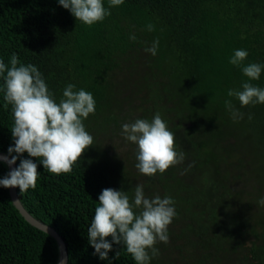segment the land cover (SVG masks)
<instances>
[{"label": "trees", "instance_id": "1", "mask_svg": "<svg viewBox=\"0 0 264 264\" xmlns=\"http://www.w3.org/2000/svg\"><path fill=\"white\" fill-rule=\"evenodd\" d=\"M110 11L88 26L58 0H0V59L11 67L15 53L36 66L57 102L68 84L96 102L84 120L94 144L70 173H50L23 154L39 171L35 189L17 187L23 205L62 235L68 264H136L123 244H113L108 260L94 255L88 228L103 189L134 197L142 184L148 198L171 197L176 211L169 242H157L150 264H264V104L241 106L227 95L244 82L264 88V70L249 81L229 62L244 49L245 65L264 64V0H124ZM157 38L153 56L145 48ZM228 99L243 119L233 120ZM157 112L185 159L147 176L122 125ZM13 124L0 77V153L14 146ZM8 173L0 161V178ZM59 255L57 240L29 223L0 186V264H58Z\"/></svg>", "mask_w": 264, "mask_h": 264}, {"label": "clouds", "instance_id": "2", "mask_svg": "<svg viewBox=\"0 0 264 264\" xmlns=\"http://www.w3.org/2000/svg\"><path fill=\"white\" fill-rule=\"evenodd\" d=\"M58 3L70 10L77 20L92 26L110 16V8L122 5L124 0H109L107 8L103 0H58ZM146 29L152 32L155 26L149 23ZM130 39L135 41L137 37L133 34ZM158 48L157 38L145 51L155 56ZM248 56L247 50L237 49L229 62L241 67L249 81L259 80L264 64L252 62L245 65ZM10 64L11 67L0 59L4 99L12 105L14 117L10 129L14 146L8 149L11 159H3L9 165L16 164L17 160L20 163L0 178V186L19 187L22 193L37 186L38 164L31 158H38L45 169L56 175L73 170L79 158L94 144V137L86 130L84 120L95 113L96 102L91 92L75 90L74 84L66 86L63 98L57 102L36 66L21 63L15 53L11 56ZM227 95L237 98L241 106L264 104V88L250 82H244L241 89H229ZM224 103L233 120L243 119L244 114L234 108L230 99ZM252 118L249 114L248 119ZM121 135L126 141L137 145L136 168L143 175L163 174L185 159V154L176 150L175 134L169 130L159 112L151 121L138 118L132 123H124ZM24 153L31 158H22ZM98 202L88 228V240L95 249L94 255L101 260L109 259L113 244H123L136 264H150L151 259L159 255L155 247L157 242H169L168 227L176 216L171 197L161 198L157 195L148 198L144 185L137 184L134 197L124 190L105 188ZM258 203L264 206V198ZM251 243L248 242L249 246ZM119 256L120 252L116 251L115 258Z\"/></svg>", "mask_w": 264, "mask_h": 264}, {"label": "water", "instance_id": "3", "mask_svg": "<svg viewBox=\"0 0 264 264\" xmlns=\"http://www.w3.org/2000/svg\"><path fill=\"white\" fill-rule=\"evenodd\" d=\"M7 157L8 160L11 159V156L6 153H0V161L6 162L3 158ZM7 163V162H6ZM9 172L16 168L17 165H9ZM11 198L15 206L18 208V210L21 212V214L26 218V220L31 223L32 225L38 227L39 229L49 233L52 235L58 242L59 249H60V255H59V261L58 264H61V261H63V264H68L69 261V252H68V246L65 241V239L62 237V235L53 227L49 226L48 224L44 223L40 219L33 216L23 205L19 195L17 187L10 188Z\"/></svg>", "mask_w": 264, "mask_h": 264}]
</instances>
